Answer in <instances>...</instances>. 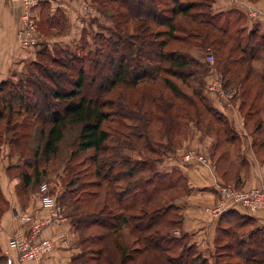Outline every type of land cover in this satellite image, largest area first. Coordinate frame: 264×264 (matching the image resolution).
I'll return each instance as SVG.
<instances>
[{
    "label": "trees",
    "instance_id": "16d2710c",
    "mask_svg": "<svg viewBox=\"0 0 264 264\" xmlns=\"http://www.w3.org/2000/svg\"><path fill=\"white\" fill-rule=\"evenodd\" d=\"M109 1L118 2L126 8V19L133 22L132 32L126 36L116 35L114 39H105L107 46L95 50L89 59L67 53H63L61 58H56L49 52L37 51L35 60H32V73L28 78L15 83L7 80L0 82V129L5 119L6 141L12 151H17L22 157L26 168H31L30 172L21 173L23 185L32 183L33 187L39 188L42 182H47L53 194L55 193L52 187H56V183L54 180H46V177L55 173L63 162L60 158L65 133L71 128L77 129L63 158L66 159L63 172L70 168L74 157L91 152L82 160L88 161L83 173L90 178L78 184L81 170L77 171L76 176L71 177L65 184L66 192L63 195L81 192L70 202L69 208L73 212L69 215H63L64 211L62 212L80 236L81 252L74 257V264H208L192 245H187L185 236L173 235V231L178 230L181 223L179 209L174 204L165 205L160 202L159 195L173 190L176 181L169 178L152 183L150 177H147L134 184L133 188L128 184L126 187L115 189L114 182L118 185L121 179L132 177L148 168L144 160L131 165L130 158L120 157V164L126 165V170L112 176L113 167L119 157L115 153H113L115 156L108 153L111 147H107L105 143L109 138V132L102 126L109 119V114L105 110L109 100L105 97L117 83L126 82L127 87H133L140 80H153L162 73L172 74L177 69L183 70L190 65V61H193V58H188L180 52L164 51L166 40L159 39L164 35L171 37L175 30L173 19L176 15L188 16L192 20L202 16L205 20L201 19L198 23L216 28L221 36L218 42L228 37L226 36L228 27H225L228 21L224 20L223 26L217 25L222 19V12H205L203 15L201 12L190 13L198 6L193 1L167 0L171 1L170 15L164 18L158 14L159 10L153 7L154 5L148 4L147 8L144 7L146 1L154 2L158 6L162 0ZM158 15L160 18H157ZM242 16L245 17L243 12L240 18ZM164 22L168 27L167 31L152 30L151 23L158 25ZM243 30L237 29L236 34ZM244 33L246 41L243 45L236 43L241 55L232 58V62L242 65L248 63L244 71L245 81L251 70V62L261 57L260 51L264 49V31L261 32L254 24L251 30ZM124 49L133 52L125 55L121 53ZM132 57L138 63L137 67L129 64ZM143 57L146 61H143ZM107 66V71L112 73L110 75L106 72L103 74H108L103 76L99 70ZM226 67V65L223 67L220 74L224 85L227 86L231 85V78L234 79L237 75L239 77L240 74L239 70L231 73V67H227L228 69ZM229 70L231 77L228 78L226 74ZM100 74L102 78L98 83L96 78ZM166 85L173 94H179L178 87L172 82L166 80ZM196 96L208 114L217 115L218 118H214L215 122L223 126L225 138L229 136L231 132L225 117L208 106L200 94L197 93ZM255 98L257 99V94H254L252 104L256 102ZM242 103L245 105L246 101L242 99ZM137 113L139 114L136 112L134 117H126L138 120V125L135 126L137 130L139 129L137 138H142L145 136L144 130L147 129L148 122L142 114ZM258 113L259 109L254 108V115ZM252 114L253 112L248 110L246 117L249 118ZM14 116H22L23 119L21 122H12ZM139 117H142V120ZM29 120L37 126L32 132L25 131L31 126ZM185 138L186 135L183 140ZM157 144L158 150L154 147L150 150L158 156L159 153L162 156L166 149L172 150L166 146L167 140L158 141ZM58 155L60 158L57 160ZM90 165L93 169L86 170ZM169 173H177L179 180L181 176L184 177L177 169H172ZM60 176L55 177V182L59 183ZM222 177L225 183H229L224 174ZM184 181L186 184L185 177ZM148 185H152V188L148 189ZM235 185L241 189V186ZM102 188L104 190H101ZM187 190L186 186L185 191ZM132 192L134 194L131 200H127V195ZM59 199L58 197L57 201ZM172 210L177 211V214L169 217L168 213ZM220 217L223 222L218 228L215 250L219 247L227 249L230 251L227 253L237 259L235 262L225 264H264V228L255 227L248 230L253 217L236 210H227ZM124 227L126 233L123 231ZM223 239L225 241L221 243Z\"/></svg>",
    "mask_w": 264,
    "mask_h": 264
},
{
    "label": "rangeland",
    "instance_id": "374dc122",
    "mask_svg": "<svg viewBox=\"0 0 264 264\" xmlns=\"http://www.w3.org/2000/svg\"><path fill=\"white\" fill-rule=\"evenodd\" d=\"M89 1V5L93 8V11L91 12H86L78 4L81 11V22L76 26L77 36L74 39L69 37L71 43L67 44V41L51 42L49 45H47V43H43V45L39 47L38 51L49 52L56 58H61L63 53H67L72 56L89 59L95 50L105 48L107 46L106 42H104L105 39H114L116 38V35L126 36V34L132 32L133 22L131 19H126V8L124 6L118 4V2L115 3L109 0L105 2L104 0H99L100 3L98 0L96 2L94 0ZM183 1L196 2L198 6L192 9L190 13L201 12V15H203L205 12H213L212 3L218 0H214L213 2L212 0ZM250 1L253 2L255 0ZM146 2L147 4H144V7L147 8L148 4L150 6L154 5L153 7H156L159 10V13H157L160 16L162 15V18L170 15L169 9L171 7V1L162 0L158 6H156L154 2ZM47 4L48 5L43 6L42 9L44 12L43 20L42 17H40L41 13L39 10L40 16L38 21V30L42 35V39L49 40L47 38L54 37L52 35H66L68 33L69 23L66 22L67 20L64 21V19H66L65 14L58 11L54 12L53 16H51L49 14L50 4ZM227 4H229L228 0H224L223 5H218L216 7V10H222L220 11L222 12V19H220L219 23L217 22V25L219 24L223 26V21H228L227 26H225L228 27L226 35L228 37L224 39V41L218 42V39H221V36L216 28L213 29L209 25L203 26L198 23L201 19L205 20L202 16L192 20L188 16L178 14L173 19L175 30L172 35H170L171 37H168L169 35H164L163 37H159V39L164 38L166 40L164 51H177L188 58H193V61H190V65L183 68V70L177 69L175 70V73L172 72V74L171 72L162 73L158 76V78L153 80H140L133 87H127L126 82H119L105 97L109 100V105L105 107V110L109 114V119L104 122L102 126L109 132V138L105 144L107 147H111V150L108 151L109 154L115 153L118 155L117 157H119L113 167L112 176L126 170V165L124 166L120 164V157H125L124 159L130 158L131 165L144 160L148 168L143 172H137L132 177L121 179L119 181L120 185H117V183L114 182L113 186L116 190L118 187H126L128 184H130L129 186L133 188V185L140 182V180L150 177L152 183H158L160 180L165 181L169 178L176 181V186L173 190L166 191L159 195L161 204L171 205L176 197L185 193L184 191L187 184H185L184 177L181 176V179L179 180L177 178V173L170 174L169 172L164 173L158 170L160 168L157 164L164 159L165 151L162 154L163 156H161L160 153L158 156L155 153H152L150 149L152 147L159 149V145L157 143L163 139L167 140L166 146L172 149H166L167 151H173V148L176 149L180 147L184 136L188 133L190 122H192L195 129L201 131L202 134L209 132L211 134L218 135L220 137V141L224 140V128L222 125L218 124V122L216 123L214 119L218 118L217 115L213 114L212 116L208 114L202 107L196 94H200L203 97V101H205V103L209 106V98L205 92L206 82L209 80L207 75H213L216 71L221 73L223 67L225 68V65L227 67H231V73H236V70H239V77H237V75L234 79L231 78V86H239L241 89L240 98L246 101L243 111L245 113H247L248 110L253 112L252 116L248 118L250 130H257L262 127V123L264 122V49L260 51V59L251 62V70L248 77L244 81L245 66L248 63L246 62L242 65L232 62V58L241 55V51L236 48V43H241L243 45L246 41L244 40L245 30L236 34L237 29L242 30L240 25L243 23V17L240 18L241 13H238L240 12L238 9L226 6ZM229 10L233 11L227 12ZM160 16L157 18H160ZM151 26L152 30L155 32L168 30V27L165 26V22L158 25L151 23ZM235 38H237V42H235ZM207 49H210V52L213 55L212 63L206 61ZM132 52L133 51L128 52V50L124 49L121 53L125 55L129 53L130 55ZM35 58H27L24 60L21 69L17 71L18 74L8 76L6 80L15 83L19 80L23 81L28 78V76L32 73V60H35ZM143 59V61H146L144 57ZM129 64L132 65V67H137L138 65L133 57L131 61H129ZM107 70L108 66L103 68V70L100 69L99 72L102 74L108 72L111 75L112 71ZM231 73L229 70L226 76L228 78L231 77ZM107 74H103V76ZM111 77L112 76H110V78ZM101 78V74L97 75L96 79L98 83H100ZM166 80L172 82L178 87V95L173 94V92L166 85ZM259 90L261 91L260 94ZM254 94H257V99L255 98L256 102L252 104ZM126 107H129V109H126ZM254 108L259 109V113L257 115H254ZM136 112L142 114L148 122L147 129L144 130L145 136L142 138H137L139 129L137 130L135 126L138 125V120L128 119L126 117H134ZM139 114L137 113V115ZM139 118L141 119L142 117ZM21 119H23L22 116H14L12 122H21ZM28 122L31 126L28 129H25V131L28 130L29 132H32V129H37V126L33 124L32 120H29ZM4 124L5 119L2 121V132L4 131ZM76 131L77 129L74 127L65 133V137L62 142L63 152L61 158L60 155H58L57 160L60 158L61 161H63V158H65L64 155L67 153V148L70 147L71 140L74 138ZM219 152H221V150H219ZM214 153L218 154L217 151H214ZM90 154L91 152H87L74 157L71 160L70 168L63 172L59 177V183L55 182L56 178L53 176L46 177V180H54V183H56V187L52 188L57 198H60L58 203L63 207V215H69L73 212V210L69 208L70 202L72 200L74 201L75 195L81 194V192L78 191L77 193L71 195L65 194V196H63L66 192H64L65 184H67L71 177L76 176L75 173L80 170L81 175L78 177V184L90 178L83 173L88 161L86 160L82 162V160L86 159ZM115 154H113V156H115ZM156 156H158V158ZM155 158H157L156 161ZM221 167L219 171L222 175L224 174L225 177V175H231L233 173L232 169L235 171L236 164L234 167L229 168L221 161ZM92 169L93 167L90 165L86 170ZM135 172H133V174ZM105 185H103V187H105ZM178 186L184 189L180 190V188L178 189ZM151 188L152 185H148V189ZM141 189L142 186L140 190ZM101 190L104 189L102 188ZM133 194V192L128 194L127 200H131V196ZM4 207L5 204L0 201V210ZM175 214H177V211L175 210L168 213L169 217L174 216ZM123 231L126 233L125 227ZM224 241L225 239H223L221 243ZM227 252L230 251L222 247L215 250L213 254V264H225L227 262H235L237 260Z\"/></svg>",
    "mask_w": 264,
    "mask_h": 264
},
{
    "label": "crops",
    "instance_id": "0c3cea01",
    "mask_svg": "<svg viewBox=\"0 0 264 264\" xmlns=\"http://www.w3.org/2000/svg\"><path fill=\"white\" fill-rule=\"evenodd\" d=\"M223 1L218 0L212 3L213 13L222 11L221 9L216 10V7L223 5ZM252 3L264 11V0H255ZM45 5L48 4H43L39 9L41 13L39 16L42 17V20L44 17L42 9ZM49 8L51 16L58 11L65 14L64 21L67 20L69 28L66 35H52L54 37L47 38L49 39L45 40L47 45L58 41L71 43L69 37L74 39L77 36L76 26L81 22L78 3L75 0H64L58 5L50 4ZM20 14L21 4L19 2L0 0V82L6 80L10 75L18 74L17 71L21 69L24 60L35 58L39 49L38 47L29 51L19 50L17 32L20 26ZM242 17L243 23L240 27L247 32L252 29L253 25L244 16ZM255 26L259 27L261 32L264 31V14L261 15ZM215 75L216 72L213 75L208 74L207 78L211 80ZM240 92L239 87L238 93L231 97L229 105L220 101L213 93L206 92L209 106L225 117L231 132L229 136L220 141L218 135L202 134L190 122L188 133L183 140L188 141L189 139L193 148L205 153L210 158L214 169L209 170L199 165H176L174 162L170 164L172 169H177L184 175L188 187V190L183 195L176 197L172 203L179 209L181 215L178 230L181 235L185 236L187 245H192L208 264L214 263L216 236L218 228L222 226L223 219L220 220L221 217L219 219L212 218L204 210L210 207L217 198L216 185L225 180L219 171L221 161L229 168L236 164L235 173L232 169L234 175L233 173L225 175L229 183L237 184L244 189L264 186V122L261 128L250 130L249 120L243 111L244 104L240 98ZM161 141L165 142L166 139ZM214 151H217L218 154ZM21 158L17 151H12L6 141V133L0 132V201L5 204L0 212L1 264H6V255L12 257V264H74V257L81 252L80 236L72 227L69 219L63 215L42 230V237L50 239L53 243L52 252L42 261L20 262L16 257L15 250L9 247V238L16 231L26 232L29 227V224L24 223L17 215L20 209L32 214L35 219L45 220L49 217L48 211L41 207L38 186L33 187L32 183L24 186L21 181V173L31 170L29 167L26 168ZM65 161L66 159L63 160L58 170L49 176L58 178L62 175L66 165ZM252 217V225L248 226V230L255 227L264 228V211H259Z\"/></svg>",
    "mask_w": 264,
    "mask_h": 264
},
{
    "label": "built area",
    "instance_id": "2783aa9c",
    "mask_svg": "<svg viewBox=\"0 0 264 264\" xmlns=\"http://www.w3.org/2000/svg\"><path fill=\"white\" fill-rule=\"evenodd\" d=\"M21 4L20 26L17 32L18 46L20 51H29L38 48L46 43L42 39V35L38 30L39 9L43 4L58 5L64 0H12ZM81 8L86 12L93 11L89 5V0H75ZM226 6L233 7L243 12L246 20L254 25L259 22L264 11L261 7L253 4L249 0H228ZM207 49L206 61L213 62V55ZM238 86L224 85L221 74L216 71V75L206 82V92L213 93L220 101L227 105L230 99L238 93ZM163 156V155H162ZM172 162L180 165H199L213 170L214 166L210 158L188 141H182L181 146L174 151H165L164 159L158 162V169L161 172L171 171ZM176 167V166H175ZM217 198L215 202L205 208L204 212L215 219L227 210H236L240 213L250 215L264 211V186L238 189L232 183H219L215 187ZM38 193L40 196L41 207L46 209L49 217L45 220L35 219L32 214L19 210L17 215L24 223H28L29 227L26 232L16 231L8 240L10 248L15 250L17 259L20 262L36 261L40 262L46 258L53 250V243L50 239L42 237V230L52 223L60 219L63 207L58 203L56 195L50 192V185L42 182L39 185ZM174 236H180L179 230L173 231ZM13 259L6 255V264H12Z\"/></svg>",
    "mask_w": 264,
    "mask_h": 264
}]
</instances>
